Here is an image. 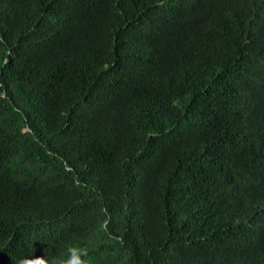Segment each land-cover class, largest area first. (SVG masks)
Instances as JSON below:
<instances>
[{"label":"trees","instance_id":"1","mask_svg":"<svg viewBox=\"0 0 264 264\" xmlns=\"http://www.w3.org/2000/svg\"><path fill=\"white\" fill-rule=\"evenodd\" d=\"M38 257L264 264V0H0V264Z\"/></svg>","mask_w":264,"mask_h":264},{"label":"clouds","instance_id":"2","mask_svg":"<svg viewBox=\"0 0 264 264\" xmlns=\"http://www.w3.org/2000/svg\"><path fill=\"white\" fill-rule=\"evenodd\" d=\"M79 253H80L81 257L86 256L87 255V250L86 249H80ZM33 264H48V261L44 260L41 257H38L33 262ZM53 264H55V262H53ZM62 264H66V262H62ZM82 264H83V262H82Z\"/></svg>","mask_w":264,"mask_h":264}]
</instances>
